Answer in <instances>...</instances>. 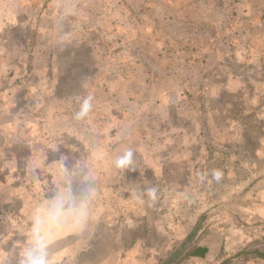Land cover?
I'll return each mask as SVG.
<instances>
[{"label": "rangeland", "instance_id": "1", "mask_svg": "<svg viewBox=\"0 0 264 264\" xmlns=\"http://www.w3.org/2000/svg\"><path fill=\"white\" fill-rule=\"evenodd\" d=\"M259 160L264 0H0V264H20L38 212L51 226L48 201L90 189L50 264H239L188 253L233 227L200 215Z\"/></svg>", "mask_w": 264, "mask_h": 264}, {"label": "crops", "instance_id": "2", "mask_svg": "<svg viewBox=\"0 0 264 264\" xmlns=\"http://www.w3.org/2000/svg\"><path fill=\"white\" fill-rule=\"evenodd\" d=\"M245 170L243 177L238 174L241 180L235 184L236 189L226 198L218 199L215 209L204 210L200 215L203 224L206 222L209 226L210 221L215 218L211 216L219 213L218 220H225V218L228 221L232 220L233 227L228 229L223 224L217 228V231L210 232L209 230L207 232L208 241L194 246L205 249V254L203 256L190 255L189 258L192 260H210L223 247L225 252L231 249L238 251L236 257L240 259L239 264H264V165L257 163L254 168ZM244 195L249 197L244 198L246 197ZM207 203H210V199ZM202 205L204 206V202ZM198 232L199 228L196 227L189 237H197ZM204 235L206 236V233ZM214 237L218 238L220 242L218 245H214L212 239ZM223 243H225L224 246H222Z\"/></svg>", "mask_w": 264, "mask_h": 264}, {"label": "clouds", "instance_id": "3", "mask_svg": "<svg viewBox=\"0 0 264 264\" xmlns=\"http://www.w3.org/2000/svg\"><path fill=\"white\" fill-rule=\"evenodd\" d=\"M90 102L86 100L76 119L83 118L90 110ZM133 152L126 150L117 160V167H127L132 164ZM213 177L219 181L222 178L220 171H214ZM95 189H90L82 199L74 198L70 191H61L56 197L47 202V207L55 211L50 213L52 224L50 227H42L45 222L41 219L43 213H37L34 217V225L28 244L21 253L20 264H50V246L52 238L51 229L59 230L65 224L77 231H82L86 226L90 214V202L95 197Z\"/></svg>", "mask_w": 264, "mask_h": 264}, {"label": "trees", "instance_id": "4", "mask_svg": "<svg viewBox=\"0 0 264 264\" xmlns=\"http://www.w3.org/2000/svg\"><path fill=\"white\" fill-rule=\"evenodd\" d=\"M257 163L262 165V163L256 162V164H253L252 167L251 166H249V167L247 166V169L249 170L251 168H254L255 166H257ZM205 252H206L205 249H203L201 247H196V248L193 249V251L189 252L188 255L189 256L190 255H193V256H203L205 254Z\"/></svg>", "mask_w": 264, "mask_h": 264}]
</instances>
